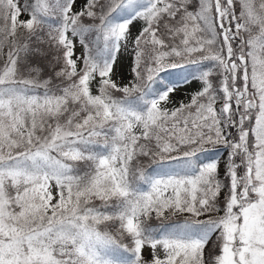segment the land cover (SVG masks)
I'll return each mask as SVG.
<instances>
[{
    "label": "snow or ice",
    "instance_id": "6c2138e0",
    "mask_svg": "<svg viewBox=\"0 0 264 264\" xmlns=\"http://www.w3.org/2000/svg\"><path fill=\"white\" fill-rule=\"evenodd\" d=\"M0 264H264V0H0Z\"/></svg>",
    "mask_w": 264,
    "mask_h": 264
},
{
    "label": "trees",
    "instance_id": "16d2710c",
    "mask_svg": "<svg viewBox=\"0 0 264 264\" xmlns=\"http://www.w3.org/2000/svg\"><path fill=\"white\" fill-rule=\"evenodd\" d=\"M177 71H179V70H177Z\"/></svg>",
    "mask_w": 264,
    "mask_h": 264
}]
</instances>
